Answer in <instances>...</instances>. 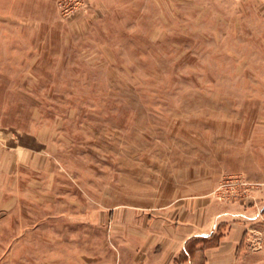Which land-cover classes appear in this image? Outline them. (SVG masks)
I'll return each instance as SVG.
<instances>
[{
  "label": "rangeland",
  "instance_id": "obj_1",
  "mask_svg": "<svg viewBox=\"0 0 264 264\" xmlns=\"http://www.w3.org/2000/svg\"><path fill=\"white\" fill-rule=\"evenodd\" d=\"M199 195L264 249V0H0V264L159 258Z\"/></svg>",
  "mask_w": 264,
  "mask_h": 264
},
{
  "label": "crops",
  "instance_id": "obj_2",
  "mask_svg": "<svg viewBox=\"0 0 264 264\" xmlns=\"http://www.w3.org/2000/svg\"><path fill=\"white\" fill-rule=\"evenodd\" d=\"M223 206L216 223L214 205L206 195L170 206L167 231L158 229L155 235L161 240L154 250L160 257H147L136 264H264V249L255 252L252 248V239L260 231L250 222L248 212L234 214L233 206Z\"/></svg>",
  "mask_w": 264,
  "mask_h": 264
}]
</instances>
